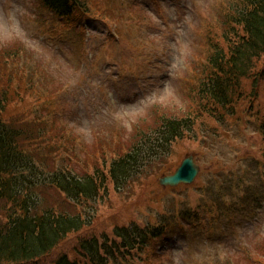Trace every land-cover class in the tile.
<instances>
[{
  "label": "rangeland",
  "instance_id": "374dc122",
  "mask_svg": "<svg viewBox=\"0 0 264 264\" xmlns=\"http://www.w3.org/2000/svg\"><path fill=\"white\" fill-rule=\"evenodd\" d=\"M237 1L84 0L87 10L67 18L41 0H20L22 24L43 47L0 43V88L10 90L11 117L23 115L43 172H107L142 129L196 111L212 41L229 27ZM252 98L222 109L221 119L195 114L194 129L122 190L111 182L82 205L63 202L91 215L82 235L163 225L165 234L135 242L109 264H264V96ZM189 153L200 166L193 184L161 186L158 168L172 173ZM39 194L55 203L48 185ZM7 206L0 201V223ZM74 237L33 264H54L63 251L75 258Z\"/></svg>",
  "mask_w": 264,
  "mask_h": 264
},
{
  "label": "trees",
  "instance_id": "16d2710c",
  "mask_svg": "<svg viewBox=\"0 0 264 264\" xmlns=\"http://www.w3.org/2000/svg\"><path fill=\"white\" fill-rule=\"evenodd\" d=\"M41 1L60 17L70 18L72 13L87 10L84 0ZM227 19L229 27L212 41L207 66L198 84L197 110L183 117L163 115L152 130L142 129L135 142L111 160L107 172L97 168L92 173L79 174L69 167H60L44 173L27 145L29 129L26 123L20 125L23 115L11 117L10 90L0 88V201L8 203L7 219L0 223V264L37 263L64 241L69 242L71 236H75L72 248L76 257L63 251L54 264H109L112 256L117 252L123 255L135 242L149 243L150 238L165 234L163 225L143 233L137 225L124 224L114 227L112 237L108 233L101 237L94 233L82 235L91 229V215L66 209L63 202L70 200L82 205L98 197L101 191L107 193L106 185L111 182L122 190L134 178L140 179L158 166L156 161L169 151L174 141L194 129L198 119L195 114L205 112L214 120L221 119L222 109L230 106L235 110L239 100L251 97L254 100L261 93L264 96V0H238ZM246 80L252 84L249 90L244 88ZM258 115L264 137V110ZM158 169L162 174L168 172ZM47 185L55 203L44 204L39 194L41 187Z\"/></svg>",
  "mask_w": 264,
  "mask_h": 264
},
{
  "label": "clouds",
  "instance_id": "9594fccd",
  "mask_svg": "<svg viewBox=\"0 0 264 264\" xmlns=\"http://www.w3.org/2000/svg\"><path fill=\"white\" fill-rule=\"evenodd\" d=\"M22 16L20 0H0V43H21L33 50L43 47L40 41L29 36L22 24Z\"/></svg>",
  "mask_w": 264,
  "mask_h": 264
},
{
  "label": "water",
  "instance_id": "95a60500",
  "mask_svg": "<svg viewBox=\"0 0 264 264\" xmlns=\"http://www.w3.org/2000/svg\"><path fill=\"white\" fill-rule=\"evenodd\" d=\"M200 170V166L194 161V155L188 154L181 161V164L170 175H164L159 179L163 186H175L179 184H192Z\"/></svg>",
  "mask_w": 264,
  "mask_h": 264
}]
</instances>
